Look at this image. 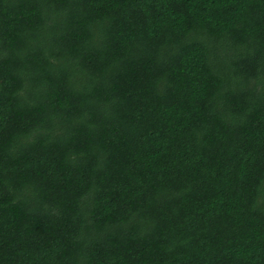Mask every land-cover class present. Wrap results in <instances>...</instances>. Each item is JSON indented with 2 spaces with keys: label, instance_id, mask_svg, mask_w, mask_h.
<instances>
[{
  "label": "trees",
  "instance_id": "trees-1",
  "mask_svg": "<svg viewBox=\"0 0 264 264\" xmlns=\"http://www.w3.org/2000/svg\"><path fill=\"white\" fill-rule=\"evenodd\" d=\"M0 264H264V0H0Z\"/></svg>",
  "mask_w": 264,
  "mask_h": 264
}]
</instances>
